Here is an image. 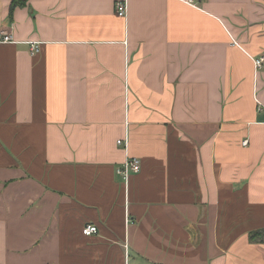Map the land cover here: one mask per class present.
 <instances>
[{
	"label": "crops",
	"instance_id": "1",
	"mask_svg": "<svg viewBox=\"0 0 264 264\" xmlns=\"http://www.w3.org/2000/svg\"><path fill=\"white\" fill-rule=\"evenodd\" d=\"M23 1L0 0V264H264V0Z\"/></svg>",
	"mask_w": 264,
	"mask_h": 264
},
{
	"label": "built area",
	"instance_id": "2",
	"mask_svg": "<svg viewBox=\"0 0 264 264\" xmlns=\"http://www.w3.org/2000/svg\"><path fill=\"white\" fill-rule=\"evenodd\" d=\"M200 2V0H187L186 3L193 7V8H198L199 9V5L198 3ZM115 11L116 14L120 17V18H126L128 15V3L126 0H120L117 1L115 4ZM8 43H14V38L10 35V34H5L3 31L0 30V44H8ZM31 44V49H30V53L32 55H36L39 53L40 51V44L39 43H30ZM234 44L238 46V44L234 41ZM250 58L252 59L256 72L261 70L264 66V57L261 58H256L253 56H250ZM244 145L248 144V140H246L245 142H243ZM118 145L119 146H125V148L128 147V142L126 140H119L118 141ZM142 169V162L140 159L138 158H133V157H127L126 161L124 162V164L118 168L117 170V174L119 176H121L126 188L129 185L130 179L133 175L139 174L141 172ZM82 233L84 236L90 237L93 235H96L99 233L98 227L95 225H86L83 230Z\"/></svg>",
	"mask_w": 264,
	"mask_h": 264
},
{
	"label": "trees",
	"instance_id": "3",
	"mask_svg": "<svg viewBox=\"0 0 264 264\" xmlns=\"http://www.w3.org/2000/svg\"><path fill=\"white\" fill-rule=\"evenodd\" d=\"M25 5L26 4L23 0H13L12 12L15 7L17 6L24 7ZM249 238L252 242L257 240L260 242H264V229L250 233Z\"/></svg>",
	"mask_w": 264,
	"mask_h": 264
}]
</instances>
